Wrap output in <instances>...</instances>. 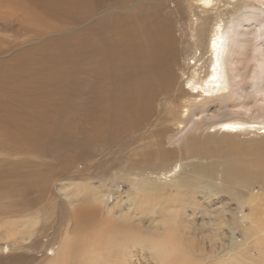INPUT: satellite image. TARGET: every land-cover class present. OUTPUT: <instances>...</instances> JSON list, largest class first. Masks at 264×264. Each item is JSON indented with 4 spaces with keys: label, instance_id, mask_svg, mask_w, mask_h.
<instances>
[{
    "label": "bare ground",
    "instance_id": "1",
    "mask_svg": "<svg viewBox=\"0 0 264 264\" xmlns=\"http://www.w3.org/2000/svg\"><path fill=\"white\" fill-rule=\"evenodd\" d=\"M230 1L179 0L173 13L165 0H93L70 19L79 29L38 33L0 63V213L78 205L80 237L52 264L89 248L264 264V11ZM240 135L252 138L246 149ZM77 163L91 176L45 200ZM108 175L129 187L111 207L93 181Z\"/></svg>",
    "mask_w": 264,
    "mask_h": 264
},
{
    "label": "rangeland",
    "instance_id": "2",
    "mask_svg": "<svg viewBox=\"0 0 264 264\" xmlns=\"http://www.w3.org/2000/svg\"><path fill=\"white\" fill-rule=\"evenodd\" d=\"M91 1L93 0H0V63H8L14 59L15 57L12 56L18 53L19 48L22 54L25 53V48L34 43L33 38H37L38 33L46 32L48 36L53 32H66L71 26L73 29H79L80 25L70 19L74 16L81 22ZM228 1L232 5V1L223 0L225 3ZM246 1L250 6L260 7L264 11V0ZM177 3L179 0H165L167 12L176 13L173 8L178 5ZM181 30L182 28L179 29L176 26L174 34L178 40L184 39ZM250 139H252L250 136L240 135L235 141L246 149L247 141ZM73 170L79 173V176L74 174L76 177L64 176L60 179H53L50 184L51 194L45 195V200L64 201L65 191L60 184L84 183L86 181L84 178L91 176L90 170L85 167L84 163H77ZM93 181L97 186L102 187L104 192H107L106 207L113 206L115 197L119 195L125 197L129 191L124 181L113 179L111 175ZM213 202L212 206L215 208L220 206L224 200H213ZM45 203H39L28 211L17 209L9 216L0 213V264H52L60 247L77 242L80 234L77 233L76 226L81 222L72 214L78 205L68 204L63 209L55 208L51 212L49 209L42 208ZM101 210L103 213L99 218L102 219L106 217V208L101 207ZM244 215L245 213L240 212L238 218L246 227L249 224L248 221L243 220ZM94 225L100 228L103 223L95 222ZM232 237L233 242L242 243V248L252 241L249 236L243 239L240 227L233 231ZM225 242H227L226 239ZM245 253L247 258L257 255L255 249L251 247H248ZM112 263L157 264L152 254L141 248H131L129 253L117 256L111 255L108 250L92 251L89 248L86 256L74 262V264ZM58 264H72V262L71 259H67V263Z\"/></svg>",
    "mask_w": 264,
    "mask_h": 264
}]
</instances>
